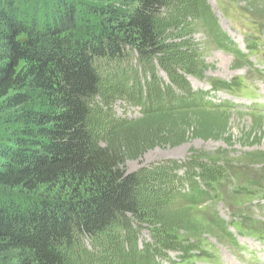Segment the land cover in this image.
<instances>
[{"label": "trees", "instance_id": "1", "mask_svg": "<svg viewBox=\"0 0 264 264\" xmlns=\"http://www.w3.org/2000/svg\"><path fill=\"white\" fill-rule=\"evenodd\" d=\"M196 1L195 14H203L208 34L219 48L227 49L229 42L206 0ZM168 4L169 0H0V264H66L73 246L84 249L83 239L95 243L111 229L134 233L123 243L137 248L138 227L128 219L143 221L140 182L123 169L126 147H97L89 125L90 105L101 84L95 64L104 58L122 60L129 52L148 61L130 70L133 77L126 79L130 82L125 87L138 93L142 116L122 121L121 129L147 122V114L161 118L176 111L184 117L215 111L182 77L178 85L185 93L179 96L170 86L164 88L154 67L146 66L163 51L158 28L168 20L162 14ZM248 46L251 49V43ZM236 57L240 61L246 56ZM223 85L213 83L214 88ZM151 89L157 97L150 107ZM161 105L168 107L160 109ZM193 132L187 126L182 137ZM163 133L160 140L170 141ZM190 162L174 164V169L184 168L183 174H171L169 180L188 183L191 191L182 196L198 207L196 200L208 198L200 183L213 187L220 174L201 163L195 172L196 165L187 166ZM182 239L174 235L173 244ZM171 250L175 249L167 251ZM177 250L181 255L190 252L189 246ZM153 260L144 263L156 264Z\"/></svg>", "mask_w": 264, "mask_h": 264}, {"label": "rangeland", "instance_id": "2", "mask_svg": "<svg viewBox=\"0 0 264 264\" xmlns=\"http://www.w3.org/2000/svg\"><path fill=\"white\" fill-rule=\"evenodd\" d=\"M206 3L231 45L227 49L216 45L208 34L210 27L202 23L203 14H195L196 0H169L162 13L168 20L158 28L163 51L146 66L154 67L164 88L170 86L179 96L185 93L178 85L181 77L193 93L211 91L214 82L232 83L231 90L204 94L216 105L229 101L231 108L220 107L209 114L200 109L184 117L176 111L161 118L147 114V122L121 129L122 121L142 116L138 93L125 87L126 79L133 77L130 70L148 61L134 52L122 60H97L101 84L90 105L93 142L97 147H126L123 169L140 182L138 201L144 215L143 221L128 219L138 227L137 248L128 249L123 243L125 237L132 240L134 233L111 229L98 235L95 243L83 239L84 249L73 246L66 264H146L148 258L156 264H249L248 254L264 264V110L254 113L246 108L256 101L264 103V0ZM238 51L247 57L239 61ZM153 96L157 97L151 89L150 107ZM187 126L194 132L182 137ZM162 132L164 140L170 141L160 140ZM189 161L188 167L196 165L195 172L201 163L220 174L213 187L200 183L208 198L196 200L198 207L182 196L191 191L188 183L169 180L171 174H183L184 168L174 169V164ZM174 235L183 237V243L173 244ZM146 244L150 246L144 248ZM178 246H189L190 252L181 255Z\"/></svg>", "mask_w": 264, "mask_h": 264}]
</instances>
